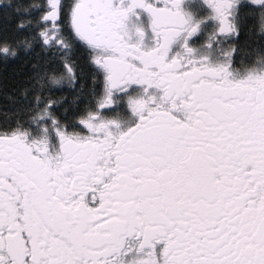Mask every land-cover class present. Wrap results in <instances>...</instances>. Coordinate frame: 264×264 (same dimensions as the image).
I'll use <instances>...</instances> for the list:
<instances>
[{
	"label": "snow or ice",
	"instance_id": "1",
	"mask_svg": "<svg viewBox=\"0 0 264 264\" xmlns=\"http://www.w3.org/2000/svg\"><path fill=\"white\" fill-rule=\"evenodd\" d=\"M0 264H264V0H0Z\"/></svg>",
	"mask_w": 264,
	"mask_h": 264
}]
</instances>
